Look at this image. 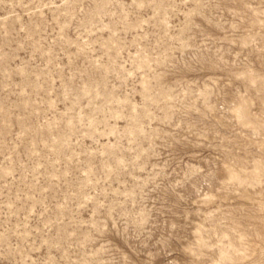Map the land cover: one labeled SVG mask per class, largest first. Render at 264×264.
I'll use <instances>...</instances> for the list:
<instances>
[{"label":"rangeland","instance_id":"obj_1","mask_svg":"<svg viewBox=\"0 0 264 264\" xmlns=\"http://www.w3.org/2000/svg\"><path fill=\"white\" fill-rule=\"evenodd\" d=\"M0 264H264V0H0Z\"/></svg>","mask_w":264,"mask_h":264}]
</instances>
